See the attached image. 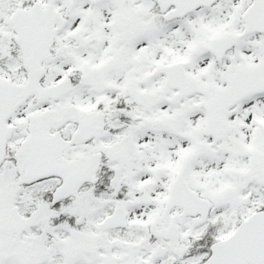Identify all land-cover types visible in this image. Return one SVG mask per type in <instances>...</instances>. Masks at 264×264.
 <instances>
[{
	"label": "snow or ice",
	"instance_id": "obj_1",
	"mask_svg": "<svg viewBox=\"0 0 264 264\" xmlns=\"http://www.w3.org/2000/svg\"><path fill=\"white\" fill-rule=\"evenodd\" d=\"M0 264H264V0H0Z\"/></svg>",
	"mask_w": 264,
	"mask_h": 264
}]
</instances>
